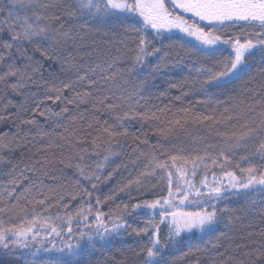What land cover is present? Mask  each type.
<instances>
[{"label": "trees", "instance_id": "trees-1", "mask_svg": "<svg viewBox=\"0 0 264 264\" xmlns=\"http://www.w3.org/2000/svg\"><path fill=\"white\" fill-rule=\"evenodd\" d=\"M76 3L77 0H57L56 7L46 11L41 10L45 14L60 16L61 20L53 22L54 26L59 27L63 23L64 28L71 29L75 37V40L62 42L57 48V53L62 57L70 53L69 61L83 64L85 68H94L98 63L104 64L106 60L115 59L111 68H107L105 64L106 72L89 71L85 80L79 81L64 92L62 100L53 102L48 97L53 96L54 93L48 89L77 81L79 76L85 75V68L77 72L74 69L69 70L67 63L62 67L61 63L55 60V56L51 60L45 58L36 50L35 44H28L27 41L23 42V47L31 60L21 57L16 47H13L11 55L6 54L4 62L0 63V75L7 71V64L13 61L17 68L27 74L23 80L19 76H10L0 82V116L6 117L0 120V137L5 142L13 136L17 137L18 142L20 137H27L28 141L15 150L0 148V154L10 159L13 164H18L15 172H11V164L0 165L2 169L0 194L3 193V188L7 186L12 175L20 176L25 166L34 165L38 159L50 161L48 170L51 176L55 177V179L44 178L46 187L43 190L48 192L51 189L53 198L46 202L47 211L44 206H35V211L39 214L35 224L29 225L26 222L31 220L33 215V207L27 200L21 201V204L28 209L26 214H22L23 219L15 217L9 223L8 215L0 214L6 226L19 222L33 229L26 238L20 239V243H27L28 247L14 244V238L9 234V248L15 254L9 255L8 250L0 247V264H26V260L22 258L25 254L37 248H51L53 244L56 248H60L69 244L70 240L73 241L70 242L73 245L77 241L82 246L86 245L89 233L95 237V247L85 248L79 257L73 258L74 264H141L142 253L149 243V237L152 236L153 223L159 224L158 235L161 244L167 243L168 224L167 221L163 224L159 223L161 219L159 207L154 210L140 208L127 214L124 206L127 204L128 211H131V206L134 204L166 198L169 188L165 170L156 169L154 175H141L146 169L149 172L152 171L147 155L142 156V152L145 154L154 152L158 161H167L168 171L173 173L172 191L176 194L177 185L180 187L182 184L187 186L190 183L197 187L207 183V186L210 185L211 188L220 187L223 192L222 198L211 203L215 205L218 212L222 209L229 210L226 213H220L225 222L229 217L233 220L228 228L220 226L219 232H223L224 235L219 239L221 245L219 249H211L208 246L209 250L205 251V241L195 230L192 233H183L184 239L178 245L168 244L164 249L166 264H196L197 259L199 264H212L213 260L225 258L217 255L218 252H224L225 248L228 249L227 254L235 259L247 260V257L243 255L246 249L243 247L237 249L236 245L248 244L250 247H255L252 241L259 242L264 238L261 236L264 232V207L261 204L264 201V194L252 192L248 199L236 194V189L228 187L230 178L227 173L232 172L236 177L243 179L247 177V173L242 169H247L249 166L255 167L258 172L264 171V159H261L256 151L261 142V134L257 133L252 139L245 141L244 146L234 148L231 152L225 149L229 157L227 161L220 156L214 164L212 158L217 157L221 147L224 146V139L216 134L217 129L220 132L230 133L235 130H245L242 128L245 124L257 127L260 123L259 113L264 111V55L260 52L261 46L257 45L250 50L252 53L248 56L250 70L246 75L225 83L221 88L213 87L209 93H205L198 83L203 79V74L197 69L201 65L213 67L217 61L226 59L232 51L228 45H219L223 55L217 56L215 60H208L196 52L195 48L182 47V43L191 46L196 45V41L178 30H173L172 33H164L165 37L170 38L154 41L155 47L161 48L162 53L169 54L165 64L158 71L154 70L158 62L157 57L150 56L144 62V67L128 72L127 69L132 66L137 54L139 34L114 27L109 20L93 19L87 16L67 17L65 8L69 4L75 7ZM175 11L177 14L184 15ZM27 14L30 16L31 11ZM4 15H0V20L4 19ZM185 18L189 23L195 20L205 30H210L212 27L186 15ZM241 25L226 28L218 34L223 38L239 37L242 43L245 39H252L255 42L259 38L254 35L258 29ZM16 30L21 29L17 26ZM6 41L11 42L10 33L5 26L0 31V53L6 52L2 47L3 42ZM41 46L46 48L47 42H43ZM81 56L83 59H80ZM30 63L32 67L38 66L39 71L33 72L32 68L25 67ZM113 73L116 74L114 80L104 79L106 75ZM29 76L31 79L28 78ZM91 81L96 83L92 84ZM145 81L147 82L143 84L140 94L129 99V92L140 90L141 84ZM12 84H17L18 87L14 90L11 87ZM173 85L177 87H172ZM84 92H90L91 96L86 102L80 103L77 93ZM209 95L214 102L205 103ZM96 97H109V99L105 100L104 104H100ZM107 104H117L120 107L116 108L115 112H110L105 109ZM65 108L67 111H62ZM94 108L101 110L95 111ZM165 109L169 110L168 117H171L173 113L177 118L182 117L184 113L181 109H191L195 113L212 116L220 123L213 124L211 120L203 123L199 121L189 123L187 132L177 130L175 135L166 139L158 135L161 130L171 127L163 117L160 120L140 119L137 115L136 118L123 121L115 118L116 114L123 115L126 111L148 116L155 113L161 116V110ZM241 109L244 111L241 112ZM51 113H60V115ZM229 116L232 119H227ZM26 120H35L36 124L22 123ZM109 131L121 133V135L109 136ZM145 140L146 143L143 142ZM96 145L99 147L97 148ZM155 145L159 147H154ZM109 147L118 155L110 158L103 174L107 176L111 172L112 176L110 179L99 182L93 189L90 181L80 176L75 165L80 164L85 172L94 170L95 162L103 160V157L108 154ZM181 149H183L182 154L190 158L188 162L176 161L177 167L186 170L183 176L171 167L172 161L169 158ZM205 149L209 155L205 156L204 161L201 162L196 157L204 156ZM80 156H83V160ZM62 160L65 163H61ZM193 162L196 165L195 168H193ZM68 163L73 166H66ZM35 166L40 167V165ZM23 174L31 179L22 181L16 188L17 195L36 179L31 173L23 172ZM138 177L142 181L139 189L133 183L123 192L118 190L119 187L128 184L129 181H135ZM224 188L228 190L223 191ZM85 190L90 192L91 196H85ZM36 194L37 189L33 188L28 194V200ZM72 194H75V199ZM109 195L113 198L107 199ZM57 196H63L59 203ZM98 198L100 203H97ZM0 199L3 200L0 202V207L16 203L15 199H3L2 196ZM197 199L200 198L189 197V200ZM253 199L256 203H252ZM176 202H178L177 199ZM203 207L209 211L212 210L208 203H205ZM186 210L198 211L200 206L192 204L187 206ZM78 212L81 215H78ZM122 212L125 214L121 220ZM153 212L156 215H153ZM97 214H102L101 221L96 220ZM84 216H87V219H84ZM237 216L239 219H235ZM48 217L51 219L46 220ZM69 218H71L70 225ZM114 219L123 222L124 227L118 234L114 232L109 235L102 232L106 239L101 241L93 232L95 225L97 222H102L108 228H112ZM50 226L62 233L61 236L65 233V229L71 226L74 235L64 238L66 240L64 242L60 239L57 241V234L51 231ZM145 228L148 229L147 234L142 231ZM137 231H140L139 235ZM81 233L85 235L81 237ZM53 234L56 235L47 240ZM48 255L51 254L41 251L37 259Z\"/></svg>", "mask_w": 264, "mask_h": 264}, {"label": "snow or ice", "instance_id": "snow-or-ice-1", "mask_svg": "<svg viewBox=\"0 0 264 264\" xmlns=\"http://www.w3.org/2000/svg\"><path fill=\"white\" fill-rule=\"evenodd\" d=\"M57 5V0H0V15H4V19L0 20V31L6 26L10 33L11 42H3V49L6 50L5 53H0V63L5 60V55H11V50L16 47L17 52L21 57L31 60V57L27 56V50L23 47V42L27 41L28 44H35L36 50L40 52L42 56L51 60L55 56V60L60 62L62 67L64 64H68L69 70H76L79 72L81 68H85L83 64L72 63L69 61L68 56L62 57L57 53L58 46L63 42L66 43L70 40H75L71 29H65L64 24L61 23L59 27H55V21L61 20L60 16L55 14H45L41 10H47L54 8ZM176 9H179L181 13L188 14L190 17L197 18L199 21L207 22L211 25L210 30H205L201 27L195 20L189 23L185 18V15L177 14ZM31 11L29 16L27 13ZM23 14V15H22ZM65 14L69 18L73 17H91L93 19L109 20L114 27H120L124 31H130L138 33V43L136 46L137 54L134 58V62L131 67L127 69L128 72H134L137 68L144 67V62L150 56L157 57V64L154 70H159L162 65L166 62V57L169 55L167 52H163L161 48L155 47V40H164L166 38L164 33H172L173 30H178L185 36L192 38L196 41V45H187L182 43V47H192L195 48L201 56L208 60H215L217 56L223 55V51L220 49L219 45H228L232 51L228 54L226 59L219 60L213 67H205L201 65L197 70L203 74V79L199 80V86L202 91L209 93L210 89L221 88L225 83H230L234 79H240L250 70V64L248 61V56L251 55V49L256 48L260 45V52L264 55V0H77L75 7L69 4L65 8ZM121 14V15H118ZM114 18V19H113ZM241 22L243 24L241 25ZM241 25L242 27H251L258 29L254 34L259 37L255 40L245 39L242 43L239 37L235 38H223L220 33L226 28ZM17 26L20 27V31H17ZM151 30V31H150ZM151 36V39L149 37ZM82 39V37H81ZM47 42V47H42L43 42ZM17 42V43H13ZM161 55H157L160 54ZM83 59V56L80 57ZM118 59V58H116ZM115 63L114 60H106L104 64H96L94 68H85V75L79 76L77 81L71 83H65L62 87H52L48 89L50 92L54 93L53 96H49L48 99L55 101H60L63 98L64 92L69 88H72L74 84L79 81L85 80L87 73L89 71L95 72L99 70L100 72H106L107 68H111ZM107 65V68L105 67ZM26 68H32L33 72L39 71V67H32V64L25 66ZM27 74L21 71L15 66V62L7 64V71L0 75V82L4 81L10 76H19L21 80L25 78ZM116 74L106 75L104 79L114 80ZM31 79V77H28ZM143 82L140 86V90L129 92V99L132 96H137L143 89ZM95 84V81H91ZM11 87L15 90L18 85L12 84ZM172 87H177L173 85ZM79 97V102L84 103L88 98H90V92L77 93ZM100 104H104V101L109 99V97H96ZM179 99V97H177ZM214 102L212 101L211 95H209L208 100L205 103ZM11 103V101H9ZM120 107L117 104H107L105 109L110 112H115V109ZM95 111H100L99 108H94ZM251 110V109H249ZM62 111L66 112L67 108ZM169 110H161V116H157L153 113L151 116L146 114H137L135 112H124L123 115L116 114L115 118L118 121H123L129 118H136L139 115L140 119H154L160 120L163 117L171 127L161 130L158 135L168 138L169 136L175 135L177 130L187 132V125L189 123H196L197 121L203 123L204 121L211 120L213 124L220 123L212 116H206L200 113H195L191 109H181L184 115L177 118L175 113L171 117H168L167 112ZM227 112L228 109L226 108ZM244 109H241L243 112ZM52 115L59 116L60 113H51ZM44 115V113H41ZM239 115V113L237 114ZM261 120L257 127H250L248 124L242 126L245 130H235L230 133L220 132L216 130V134L220 135L224 139V146L221 147L220 152L217 157L212 158V163H217V158L223 156L225 161L229 159L227 152H231L234 148L244 146V142L252 139L257 133L261 134V142L257 148V153H259L260 158L264 159V111L259 113ZM6 119L4 116H0V120ZM227 119H232L231 116ZM22 123L36 124L35 120H26ZM105 123H107L105 121ZM91 127V125H89ZM108 131V129H105ZM126 134V133H124ZM121 135V133H115L109 131V136ZM79 139V138H78ZM202 139V138H201ZM28 142L27 137H20L19 142L17 137L13 136L7 142L0 137V148H7L9 150H15L16 148L22 147L24 143ZM143 142H147L146 140ZM110 144V141H109ZM98 148L99 145H96ZM154 147H159L155 145ZM207 147H212V145H207ZM86 151V150H82ZM166 151V150H165ZM183 149H181L177 154L170 155L169 158L172 161L171 167L175 168L176 173L183 176L185 174V169L176 166L177 160H185L188 162L190 158H186L183 154ZM99 154L98 152L96 153ZM118 155L117 152L108 149V154L103 157V160L95 162V169L90 172H85V169L80 165L76 164L75 167L79 172L80 176L87 179L91 183V187L95 189L97 184L102 180L110 179L112 173L109 172L107 176H104L103 170L108 166L109 160L112 156ZM142 156L147 155L149 159V165L152 171L149 172L147 169L141 174L143 176L154 175L156 169H162L167 172L168 176V197L156 200L153 202L144 201L143 203H137L131 206V211H128L129 206L126 204L124 206L125 212L131 214L140 208L157 209L159 207L160 224L167 221L168 224V236L167 243L161 244L159 239V224L153 223L152 236L149 237V243L145 246L143 251V259L141 264H166L165 257L163 255L164 249L171 244L173 246L178 245L183 239V233H192L193 230L198 232L202 239L205 241V251L211 249H219L221 247L219 239L224 235L223 232H219L220 226L223 225L224 228H228L232 225L233 220L231 217L225 222L222 219L220 213H226L228 209L218 210L212 201H219L223 192L220 187L209 188L208 192H201L200 189L195 188L189 183V188L195 192V195L200 199L189 200V196L192 192H182L179 185H177V192H182V195L176 202V193L172 191V176L173 173L168 171L167 161H158L154 152L148 154L141 153ZM208 152L204 150V156H197L196 159L201 162L204 161L205 156H208ZM246 158V157H243ZM83 160V156H80ZM65 163V161H60ZM50 161L46 159H38L32 166H25L23 172H28L32 174V177L36 179L33 180L29 185L25 186L23 192L19 195L16 194V188L20 186L23 180H30L31 177L26 176L21 173L20 176L12 175L7 182V186L3 188V193L0 196L3 199H15L16 203L11 205H6L0 207V214L8 215V222L10 223L15 217H20L23 219L22 214H26L28 209L21 204L22 200H27L29 204L33 207L32 219L26 221L29 225H33L37 222V217L39 214L35 211V206H44L45 211L48 210L47 201L53 198L52 191L49 189L45 192L43 189L46 187L44 185V178H52L48 165ZM11 164V172H15L18 164H13L10 159L0 154V165ZM35 165H40L37 168ZM66 166H73L68 163ZM196 165L193 162V168ZM2 171V169H0ZM242 171L247 173L246 178H238L232 172H228L227 176L229 179L228 187L236 189V194L243 195L246 199L250 198L252 192L258 194H264V171H257L253 166H249L247 169H242ZM193 174H195L193 172ZM136 184L138 189L142 186V181L138 177L135 181H129L119 187V191L123 192L125 189L130 188L132 184ZM207 187V185H204ZM33 188L37 189V194L32 199L28 200V194H30ZM228 188H224L223 191H227ZM85 196H91L90 192L85 190ZM73 199H75V194H72ZM113 196L109 195L107 199H112ZM63 199V196H57V202ZM0 202H3L0 199ZM97 203H100L99 198ZM205 203H208L212 208L209 211L207 208L203 207ZM252 203H256L253 199ZM186 204H197L200 206L198 211H188L186 208L181 207ZM262 207H264V201L261 202ZM66 207V205H65ZM91 209L89 208V214ZM81 215L80 212L77 213ZM125 213H120L121 220ZM153 215H156L153 212ZM102 214H97L96 220L101 221ZM87 219V216L83 217ZM170 218V219H169ZM51 217L46 218L50 220ZM235 219H239L237 216ZM71 218H69V225ZM51 227V226H50ZM124 227V223L114 219L112 228H108L102 222L99 223L96 231V235L99 236L101 241H104L106 237L101 232L103 229L104 233H119V230ZM71 226H69L68 231L71 232ZM33 231L32 227H25L23 224L17 222L12 226H6V222L0 217V247L8 250L9 255H14V251L9 248L8 239L9 234L13 239L14 244H18L20 247H28L27 243H20L21 238H26L29 233ZM51 231L59 235L55 227H51ZM144 234H147L148 229L142 230ZM219 232V235L217 233ZM140 231H137V235ZM85 234L81 233V237ZM264 237V232L261 233ZM95 237L89 233L87 234V244L81 245L79 241L75 245L66 244L60 248H56L53 244L51 248L43 247L37 248L35 251H31L25 254L24 258L26 264H74L75 257H79L85 248L95 247L94 244ZM255 247H250L248 244L236 245L239 249L243 247L246 251L243 253L247 260L235 259L233 256L228 255V249L225 248L224 252H218L217 255L225 257L221 260H213L212 264H264V238L261 241H252ZM43 251L44 253L51 254L53 251L58 253L56 256L48 255L46 257H40L37 259L39 254ZM183 255H188V253H183ZM31 257V259H27ZM196 264H199L197 259Z\"/></svg>", "mask_w": 264, "mask_h": 264}, {"label": "rangeland", "instance_id": "rangeland-1", "mask_svg": "<svg viewBox=\"0 0 264 264\" xmlns=\"http://www.w3.org/2000/svg\"><path fill=\"white\" fill-rule=\"evenodd\" d=\"M178 12H180V10L179 9H176ZM181 13V12H180ZM183 14V13H182ZM184 15H186V16H188V17H190L188 14H184ZM191 18H193V17H191ZM194 19H196V20H198L197 18H194ZM199 21V20H198ZM199 22H201V23H203V24H206V25H208L207 24V22H202V21H199ZM207 185V183H202L200 186H197V187H195V188H198V189H200L201 190V192H208V190H209V188H211L210 187V185H208L207 187H205L204 185ZM180 188H181V190H182V192H192V194L189 196V197H197L196 195H195V192L194 191H192V189H190L189 188V186L187 185H184V184H182V185H180ZM182 192H177V194H176V199L179 201V199H180V197H181V195H182ZM179 197V198H178ZM178 203V202H177ZM192 204H186V205H184V206H181V207H184V208H186L187 206L189 207V206H191ZM99 223H101V222H97V224L95 225V229L93 230V232L94 233H96V231H97V227H98V225H99ZM101 232H103L102 231V229H101ZM61 234L62 233H59V235H57V237H56V240L58 241L59 239H60V241L62 242H64V241H66V240H64V238L66 239V238H70V237H72L73 235H74V233H72V231L71 232H69L68 231V229H65V233L61 236ZM106 234H109V233H106ZM56 234H53V235H51V236H49L48 238H47V240H50V238L51 237H53V236H55ZM63 237V238H62ZM70 242H73L72 240H70ZM69 242V243H70ZM51 255H57V253L55 252V251H53L52 253H51Z\"/></svg>", "mask_w": 264, "mask_h": 264}]
</instances>
